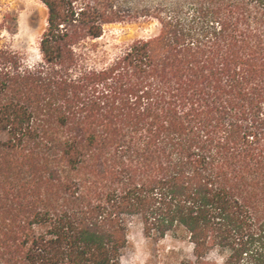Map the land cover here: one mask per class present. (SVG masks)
Masks as SVG:
<instances>
[{
  "label": "trees",
  "instance_id": "trees-1",
  "mask_svg": "<svg viewBox=\"0 0 264 264\" xmlns=\"http://www.w3.org/2000/svg\"><path fill=\"white\" fill-rule=\"evenodd\" d=\"M37 1L38 60L0 47V264H122L133 225L264 264V0Z\"/></svg>",
  "mask_w": 264,
  "mask_h": 264
},
{
  "label": "rangeland",
  "instance_id": "rangeland-1",
  "mask_svg": "<svg viewBox=\"0 0 264 264\" xmlns=\"http://www.w3.org/2000/svg\"><path fill=\"white\" fill-rule=\"evenodd\" d=\"M46 10L37 0H0V47L19 52L28 62L38 60L37 42L45 26ZM155 33L154 24H114L105 27L101 43L115 48ZM191 245L181 237H145L140 226L128 234L122 264H176L191 256Z\"/></svg>",
  "mask_w": 264,
  "mask_h": 264
}]
</instances>
